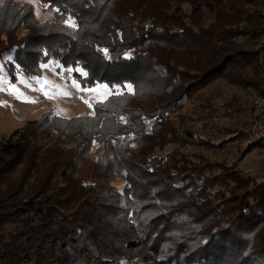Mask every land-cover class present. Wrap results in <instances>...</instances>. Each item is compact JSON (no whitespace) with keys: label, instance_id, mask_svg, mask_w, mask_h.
Returning a JSON list of instances; mask_svg holds the SVG:
<instances>
[{"label":"trees","instance_id":"trees-1","mask_svg":"<svg viewBox=\"0 0 264 264\" xmlns=\"http://www.w3.org/2000/svg\"><path fill=\"white\" fill-rule=\"evenodd\" d=\"M37 1L51 22L0 8L9 82L51 59L82 88L122 91L91 116L44 112L0 140V264H112L130 234L165 264H264V174L238 167L257 142L210 159L201 151L243 141L242 129L213 142L181 112L217 79L264 96V0Z\"/></svg>","mask_w":264,"mask_h":264},{"label":"rangeland","instance_id":"rangeland-1","mask_svg":"<svg viewBox=\"0 0 264 264\" xmlns=\"http://www.w3.org/2000/svg\"><path fill=\"white\" fill-rule=\"evenodd\" d=\"M6 0H0V8ZM15 7L27 4L32 7L33 16L37 23L51 22L53 9L37 0H7ZM72 25V21L69 22ZM26 32L19 31V36ZM13 54H7L0 59V140L6 139L13 131L22 128L28 121L38 119L44 112L53 115L71 118L76 116H91L93 105L105 100L113 92H121L120 88L110 89L105 84H98L92 88H82L72 76L73 70L63 68L59 63L49 59L41 64V76L30 77L17 73L15 83H10L4 63L11 60ZM77 72L81 71L77 69ZM130 90V87H127ZM235 98L232 115H229L227 104ZM239 110V111H237ZM182 114L186 118L191 130L213 142L228 139L233 135L229 132L240 128L245 134L243 141L236 140L227 145L220 153L201 152L210 159L230 161L234 159L237 147L243 148L246 143L253 142L247 133L251 119V97L241 89H234L224 80L217 79L204 88L193 99L184 103ZM256 146L246 154L238 167L249 175L250 180L256 181L264 174V141L255 143ZM175 148L169 144L166 149ZM179 148L185 153L192 154L196 151L193 146L180 144ZM121 190L122 183L115 182ZM73 233L72 238H76ZM48 246V245H47ZM166 248L161 242L158 248ZM106 253V250L103 251ZM169 253L154 254L137 236L130 234L125 240L120 258L114 259L112 264H165L164 259ZM165 257V258H163ZM25 264H33L32 259L25 260ZM48 264H58L51 260Z\"/></svg>","mask_w":264,"mask_h":264},{"label":"built area","instance_id":"built-area-1","mask_svg":"<svg viewBox=\"0 0 264 264\" xmlns=\"http://www.w3.org/2000/svg\"><path fill=\"white\" fill-rule=\"evenodd\" d=\"M247 133L253 142L264 141V96L253 95L251 98V119Z\"/></svg>","mask_w":264,"mask_h":264}]
</instances>
